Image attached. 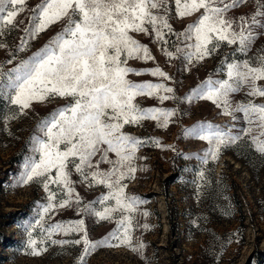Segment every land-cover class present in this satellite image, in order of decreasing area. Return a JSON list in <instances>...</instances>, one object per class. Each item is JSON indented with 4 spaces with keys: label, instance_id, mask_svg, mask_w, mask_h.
Listing matches in <instances>:
<instances>
[{
    "label": "snow or ice",
    "instance_id": "1",
    "mask_svg": "<svg viewBox=\"0 0 264 264\" xmlns=\"http://www.w3.org/2000/svg\"><path fill=\"white\" fill-rule=\"evenodd\" d=\"M247 2L174 0L177 18L198 15L182 32H175L170 23V0H40L29 10V23L23 29L18 51H25L29 40L54 25L63 27L42 48L11 69L5 70L0 64V81H4L0 83V92L12 106L11 114L4 119L25 115L36 103L66 101L39 121V135L30 138L32 155L19 178L25 186L40 183L47 194L39 218L27 227L31 255L47 251L43 245L49 242L82 245L77 264H86L87 256L105 246L127 247L142 254L145 245L133 242V232L134 214L144 201L126 193L125 181L135 178L136 161L142 159L137 156L139 148L149 142L161 145L156 138L142 139L124 129L129 125L142 126L145 120L166 128L177 112L174 108L142 107L137 97H154L161 103L178 98L175 90L163 82L171 76L159 66H129L130 60H155L148 45L134 34L147 35L160 43L169 59L183 58L190 64L204 61L222 45L235 46V52L247 56L257 36L264 35V0H254L255 11L250 16L228 15L231 9ZM25 5L26 0H0V36L18 28L16 18L26 10ZM169 36L180 41L172 44L174 51L169 50ZM0 48L7 45L0 43ZM5 63L11 64L12 60ZM217 71L224 72L226 78L209 76L185 99L211 101L233 120L242 113L248 125L244 134L250 137L256 151L264 154V103L255 102L256 97L264 98V53L231 61L226 57ZM129 74H147L161 82H135ZM240 92L249 99L233 104L232 96ZM185 135L207 142L203 153L196 155L202 164L218 161L222 150L240 139L231 128L210 122L185 130ZM73 172L89 187L103 186L107 192L79 207L82 201L75 190ZM204 176L201 170L199 177ZM73 203L78 211L99 221L118 215L116 227L103 239L93 241L82 218L46 223L50 214ZM37 229L39 240L33 235ZM57 233L81 235L79 239H53Z\"/></svg>",
    "mask_w": 264,
    "mask_h": 264
},
{
    "label": "rangeland",
    "instance_id": "2",
    "mask_svg": "<svg viewBox=\"0 0 264 264\" xmlns=\"http://www.w3.org/2000/svg\"><path fill=\"white\" fill-rule=\"evenodd\" d=\"M40 0H26V10L18 15V28L0 36V64L5 70L28 59L42 48L63 27L56 24L29 40L25 51H18L23 29L29 23L30 9ZM170 23L175 32H182L198 15L177 18L174 0H170ZM255 11L254 0L231 9L230 17L250 16ZM23 21V23H20ZM148 45L155 60H130L129 66L137 69L159 66L171 76L163 81L175 90L178 99L161 103L154 97H137L142 107L177 109L168 126L158 127L157 122L145 120L142 126H125V131L140 138H156L160 147L151 142L139 148L135 178L125 181L126 193L139 197L144 203L135 213L133 242H143L142 254L127 247H101L86 257V264H264V154L256 151L243 129L248 127L243 114L237 119L222 114V109L211 101L191 95L209 76L226 78L217 71L227 57L245 59L264 53V35H258L247 56L235 52V46L222 45L212 56L199 63L183 58L169 59L162 45L144 34H134ZM169 50L178 44L176 36H169ZM13 56L15 58L13 59ZM11 59L12 63H5ZM135 82H161L151 75L129 74ZM4 83V81H0ZM244 92L232 96L233 104L247 101ZM256 103L264 98L256 97ZM66 103L57 99L50 103H36L27 114L6 120L12 106L0 92V264H77L82 245H46L47 251L31 255L27 248V227L38 219L40 206L47 202L42 185L19 182L23 165L32 155L33 135H39L38 123L54 108ZM212 123L231 128L240 139L224 148L218 161L208 164L196 159L208 147L206 141L185 135V130L200 123ZM107 168L108 165H102ZM203 170L205 176L199 177ZM75 190L82 201L79 207L96 201L107 192L103 186L89 187L73 172ZM54 188V186H53ZM114 203V202H113ZM99 209V205H96ZM143 212L148 215L144 216ZM84 219L89 239L101 240L116 227V219L99 221L97 217L78 211V206L58 209L46 218L47 224ZM147 224V229L142 225ZM34 238L40 239L39 229ZM79 233L64 236L57 233L53 239H79Z\"/></svg>",
    "mask_w": 264,
    "mask_h": 264
},
{
    "label": "trees",
    "instance_id": "3",
    "mask_svg": "<svg viewBox=\"0 0 264 264\" xmlns=\"http://www.w3.org/2000/svg\"><path fill=\"white\" fill-rule=\"evenodd\" d=\"M137 137H139V138H140V136H137Z\"/></svg>",
    "mask_w": 264,
    "mask_h": 264
}]
</instances>
